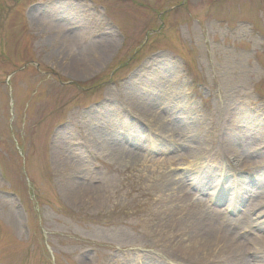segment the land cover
Here are the masks:
<instances>
[{
	"label": "rangeland",
	"instance_id": "obj_1",
	"mask_svg": "<svg viewBox=\"0 0 264 264\" xmlns=\"http://www.w3.org/2000/svg\"><path fill=\"white\" fill-rule=\"evenodd\" d=\"M263 181L264 0H0V264H166L186 195L251 238Z\"/></svg>",
	"mask_w": 264,
	"mask_h": 264
},
{
	"label": "bare ground",
	"instance_id": "obj_2",
	"mask_svg": "<svg viewBox=\"0 0 264 264\" xmlns=\"http://www.w3.org/2000/svg\"><path fill=\"white\" fill-rule=\"evenodd\" d=\"M98 60L103 58V55L98 53ZM134 99V98H133ZM132 99V100H133ZM134 101H136L134 99ZM140 104V102H137ZM142 108L138 110L137 121L147 122L150 126L153 123L147 121L142 115L146 116L148 111H153L150 107L140 104ZM163 116L155 115V120L160 119ZM163 119V118H162ZM225 126V123L223 124ZM153 130H156L152 128ZM173 129L170 124L167 123L164 128L160 130L162 135L172 133ZM232 141V139H230ZM223 139L221 147L224 151H231L236 157H238L236 150L231 147V141ZM131 151L127 149L122 150L123 156H128ZM242 155L241 153L239 156ZM239 158V157H238ZM247 163V162H246ZM251 166V165H250ZM258 180L251 182L255 184ZM177 187H182V183L176 181ZM257 189L264 188L263 183L257 184ZM75 191V190H74ZM216 191V190H215ZM261 192L263 190H260ZM216 193H219L216 191ZM247 198L241 197L243 201H247V209L240 213V216L233 220V223H240L242 221L244 228L248 231H255L251 238H245L239 234V230L233 226L232 219L229 221L230 228H225L217 219L205 214L201 215L200 209L189 205L191 199L186 196H179L174 201L179 205L176 206L175 212H170L162 215V220H159L160 227L167 222L169 227L172 228L170 233H163L162 229L157 225V244L158 249L161 252L166 264H264V259L259 262H253L250 260L251 256H255V253L264 254V235L260 236L258 233L264 231V220H259L258 217H253L252 213L255 207L250 203L253 193L250 192L246 195ZM247 199V200H245ZM241 203L240 201H238ZM198 204V203H194ZM178 210V211H177ZM259 215L264 213L262 208L259 209ZM258 211V210H257ZM257 216V215H256ZM253 229V230H252ZM247 232V231H246ZM155 246V245H154ZM251 255V256H250Z\"/></svg>",
	"mask_w": 264,
	"mask_h": 264
}]
</instances>
